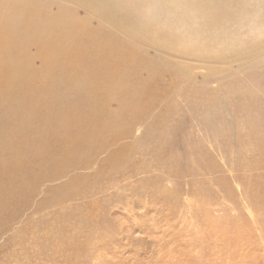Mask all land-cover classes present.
I'll return each instance as SVG.
<instances>
[{"label":"rangeland","instance_id":"rangeland-1","mask_svg":"<svg viewBox=\"0 0 264 264\" xmlns=\"http://www.w3.org/2000/svg\"><path fill=\"white\" fill-rule=\"evenodd\" d=\"M98 3L0 0V264H264V0Z\"/></svg>","mask_w":264,"mask_h":264},{"label":"bare ground","instance_id":"bare-ground-1","mask_svg":"<svg viewBox=\"0 0 264 264\" xmlns=\"http://www.w3.org/2000/svg\"><path fill=\"white\" fill-rule=\"evenodd\" d=\"M99 2L98 4H100V2L103 4V7H102V13L105 15L106 13H114L115 11L110 7V6H107L106 4H105V0H91V3H93V2ZM14 2V1H13ZM14 5H16V4H14ZM17 5H19V4H17ZM108 8L107 10H105L104 8ZM19 8V7H18ZM18 8H17V10H18ZM11 9V8H10ZM20 9V8H19ZM13 10V9H12ZM14 11V13H16V10H13ZM12 11V12H13ZM36 10H34V11H32V12H35ZM20 15V14H19ZM23 16V15H22ZM29 17H30V15H29ZM5 19V18H4ZM77 19V18H76ZM29 20V19H28ZM55 20V19H54ZM53 20V21H54ZM13 21V20H12ZM79 21H80V19H79ZM55 22V21H54ZM28 24V23H27ZM1 25V24H0ZM3 25V24H2ZM5 26V25H4ZM6 26H7V29H6V32H7V34H5L4 32H0V53H2V52H4V51H6V50H8V51H10V49H9V47L11 48V46H12V41H10L11 40V38H10V28H11V26L12 25H10L9 23H7L6 24ZM55 26V25H54ZM68 27V26H67ZM13 28V27H12ZM65 30V29H64ZM10 31V32H9ZM10 34H9V33ZM13 32V31H12ZM70 32V31H69ZM15 34V33H14ZM68 35V34H67ZM85 35V34H84ZM128 35V34H127ZM13 37V36H12ZM107 37V36H106ZM29 38H31L32 39V37L31 36H29ZM13 39V38H12ZM14 39H16V38H14ZM18 39V38H17ZM33 39H35V38H33ZM23 42V41H22ZM60 41H58V42H54V43H52V45H53V47L50 45V46H48V47H46L45 49H47V51H46V54L47 55H49V57H47L46 59L48 60V62L46 63V65H47V67H49L50 66V63L49 62H51L50 60V58H51V53H53V52H55V51H58V49L59 48H61V47H63L62 45H64V42H60ZM16 43H17V41H16ZM16 43H13L14 45H16ZM19 43H20V41H19ZM13 45V46H14ZM18 45V44H17ZM106 45V44H105ZM125 46V45H124ZM4 47V48H3ZM130 47V46H129ZM128 47V48H129ZM3 48V49H2ZM23 48V47H22ZM127 48V47H126ZM108 49V48H107ZM119 49V48H118ZM23 50V49H22ZM102 50H104V49H102ZM130 49H128V51H129ZM25 51V50H24ZM77 52V51H76ZM107 52V51H106ZM131 52V51H130ZM23 53V52H22ZM65 53V52H64ZM83 53V52H82ZM124 53V52H123ZM80 54V53H79ZM44 55V54H43ZM84 55V54H83ZM117 55V54H116ZM122 55V54H121ZM23 56H25V55H23ZM141 56V55H140ZM78 57V56H77ZM84 57V56H83ZM122 57V56H121ZM120 57V58H121ZM126 57V56H125ZM129 60V59H128ZM6 61V60H5ZM8 61V60H7ZM6 61V62H7ZM135 61V60H134ZM137 61V60H136ZM135 61V62H136ZM10 61H8L7 63H6V73H7V75H6V77H3L4 79H5V81H6V84L8 85V89H10L9 87L14 83H17L18 81H19V83L21 82V78H22V75H21V68H19V67H16V66H10V64L8 65V63H9ZM11 63V62H10ZM138 63V62H137ZM120 64V63H119ZM82 65V64H81ZM132 65V64H131ZM130 66V65H129ZM134 66H136V65H134ZM84 67H86L85 65H84ZM92 67V66H91ZM112 67V66H111ZM132 68V67H131ZM24 69V68H23ZM134 69V68H133ZM137 69V68H136ZM88 71V70H87ZM93 71V70H92ZM134 71V70H133ZM137 71H138V69H137ZM81 72V71H80ZM83 72V71H82ZM81 72V73H82ZM91 72V71H90ZM89 72V73H90ZM110 72V71H109ZM118 72V71H117ZM119 72H120V70H119ZM23 73V72H22ZM121 73H123V72H121ZM130 73V72H129ZM91 74V73H90ZM126 74V73H125ZM78 75V74H77ZM83 75V74H82ZM118 75V74H117ZM114 78V77H113ZM2 79V78H1ZM3 79V80H4ZM124 79V81H125V78H123ZM122 80V79H121ZM25 81V80H24ZM74 82L76 83L77 82V80L74 78ZM129 83V82H128ZM127 83V84H128ZM115 84V83H114ZM113 84V86L115 87V85ZM130 84V83H129ZM18 85V84H17ZM75 85V84H74ZM135 85V84H134ZM139 85L140 84H138V87H139ZM128 86V85H127ZM133 86V85H132ZM129 87V86H128ZM138 87H136V88H138ZM117 88V87H116ZM125 88V87H124ZM37 89V88H36ZM39 89V88H38ZM118 89V88H117ZM126 89V88H125ZM139 89V88H138ZM138 89H137V91H138ZM110 90V89H109ZM112 90V89H111ZM127 90V89H126ZM129 91V90H128ZM135 91L136 90H134V93H135ZM121 92V91H120ZM126 93V92H125ZM137 93V92H136ZM127 94H129V93H127ZM126 94V95H127ZM137 95H138V93H137ZM128 97V96H127ZM9 99V98H8ZM31 103V102H30ZM32 104V103H31ZM33 104H34V102H33ZM32 104V105H33ZM36 104V103H35ZM31 105V106H32ZM34 107V106H33ZM37 108V107H36ZM35 108V109H36ZM133 112V111H132ZM54 115V114H53ZM86 115V114H85ZM93 115V114H92ZM94 116V115H93ZM68 118V117H67ZM79 118V117H78ZM98 118V117H97ZM52 119V118H51ZM87 119V118H86ZM89 119V118H88ZM46 120V119H45ZM78 120V119H77ZM84 122H85V120H84ZM87 122V121H86ZM66 123V122H65ZM70 123V122H69ZM88 123H89V120H88ZM91 123H93L92 121H91ZM99 123V122H98ZM90 124V123H89ZM96 127V126H95ZM94 130V129H93ZM90 133V132H89ZM94 133V132H93ZM90 137L91 138H93V137H95V134H92V135H90Z\"/></svg>","mask_w":264,"mask_h":264}]
</instances>
